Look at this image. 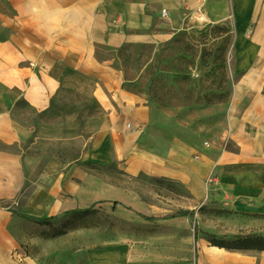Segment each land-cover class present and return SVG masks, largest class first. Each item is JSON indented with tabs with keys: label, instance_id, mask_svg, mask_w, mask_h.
I'll list each match as a JSON object with an SVG mask.
<instances>
[{
	"label": "rangeland",
	"instance_id": "1",
	"mask_svg": "<svg viewBox=\"0 0 264 264\" xmlns=\"http://www.w3.org/2000/svg\"><path fill=\"white\" fill-rule=\"evenodd\" d=\"M199 2L192 11L178 7L174 16L185 25L158 43L119 12L107 24L125 38L114 48L100 43L97 57L112 61L119 86L150 111L130 109V128L117 135L114 158L103 161L91 152L104 110L94 73L60 74L51 107L33 109L24 92L34 66L31 25L58 32L62 23L38 19L44 12L37 10L50 6L0 0V119L8 124L0 123V260L84 264L96 249L120 244L135 258L197 261L209 235L264 237V167L259 173L235 165L252 143L251 117L245 119L251 105L264 125V0L258 20L243 23L230 15L215 21ZM159 15L167 22L169 11ZM60 61L50 53L39 59ZM45 130L68 139L47 140ZM7 209L30 219L57 218L40 224ZM180 210H193L194 218L141 217ZM256 251L264 264V250Z\"/></svg>",
	"mask_w": 264,
	"mask_h": 264
},
{
	"label": "crops",
	"instance_id": "2",
	"mask_svg": "<svg viewBox=\"0 0 264 264\" xmlns=\"http://www.w3.org/2000/svg\"><path fill=\"white\" fill-rule=\"evenodd\" d=\"M200 2L199 0H31V6L51 7L49 10L38 9L37 11L44 12L38 19L58 20L62 25L58 32L49 31L38 23L31 25V64L34 66L31 68V83H27L24 89L25 96L31 99L33 109L44 113L51 107L50 102L60 86L61 75L72 68L93 72V77H96L93 82L97 85L95 95L98 98L97 101L102 103L104 110L99 111L101 123L96 141L91 146V152L103 161L114 158L116 137L123 134L127 124H130L129 118H126L127 113L129 114L131 108L138 114L149 112L150 108L140 105V97L133 95L125 87L119 86L120 73L115 70L112 61L101 62L97 57L100 43L114 48L121 45L125 38L122 35L111 34L107 30V24L116 17V12H119L128 26L141 28L145 32L150 31L148 34H155V40L158 43L173 37L185 25L177 16H174L178 7L184 6L192 11ZM204 4L209 5L207 16L215 17V21L224 20L227 15L232 16L238 23L258 20L260 11V0H205ZM132 7L134 10L131 11ZM137 7H141V13L136 11ZM161 9L169 11V16L166 17L167 22H164L159 15ZM71 23H76L75 28H71ZM142 37L148 39L146 36ZM68 38H71L74 43L71 40L67 41ZM44 53H50L61 61L52 65L42 64L39 59ZM67 63L72 64L71 68L67 66ZM107 87L110 88L106 93ZM249 108L245 111V119H248L247 116L251 117L249 137L252 143L250 147H245L246 150L242 154L243 161L236 160L235 165H238L237 163L251 165L254 170L258 168V172L261 173L264 167V137L262 136L264 125L256 120L259 117L257 109L252 105ZM262 114L264 116V111ZM4 122L7 126L6 119L1 116L0 123ZM132 123H140V120ZM55 132L58 131L45 130L44 138L47 140L68 139L67 134H65L66 137L62 136L63 131L58 132L60 135L58 137ZM258 252L219 248L207 244L201 249L197 261L173 258L141 259L135 258L122 245L111 244L93 251L88 263L84 264H263L261 253ZM77 262L82 263V261ZM0 264L15 263L2 259Z\"/></svg>",
	"mask_w": 264,
	"mask_h": 264
},
{
	"label": "trees",
	"instance_id": "3",
	"mask_svg": "<svg viewBox=\"0 0 264 264\" xmlns=\"http://www.w3.org/2000/svg\"><path fill=\"white\" fill-rule=\"evenodd\" d=\"M12 215H17L20 218H27L22 214L17 213L16 211L12 209H7ZM88 209L84 210H70L69 212L73 213H85ZM180 216H186L190 218H194V211L193 210H180L162 217H148L145 215H141V217L144 220L148 221H156V220H166V219H172ZM57 216H49L45 218H39V219H30L28 220L35 221L40 224H47L56 219ZM200 232L199 227L196 223H194V241L197 239V235ZM209 244L212 246H216L219 248H226V249H235V250H264V237L262 236H246V237H237L234 239V241H228L223 239H218L212 235H209Z\"/></svg>",
	"mask_w": 264,
	"mask_h": 264
},
{
	"label": "built area",
	"instance_id": "4",
	"mask_svg": "<svg viewBox=\"0 0 264 264\" xmlns=\"http://www.w3.org/2000/svg\"><path fill=\"white\" fill-rule=\"evenodd\" d=\"M127 127H129L130 128V126L128 125Z\"/></svg>",
	"mask_w": 264,
	"mask_h": 264
},
{
	"label": "bare ground",
	"instance_id": "5",
	"mask_svg": "<svg viewBox=\"0 0 264 264\" xmlns=\"http://www.w3.org/2000/svg\"><path fill=\"white\" fill-rule=\"evenodd\" d=\"M202 2H203V0H202Z\"/></svg>",
	"mask_w": 264,
	"mask_h": 264
}]
</instances>
